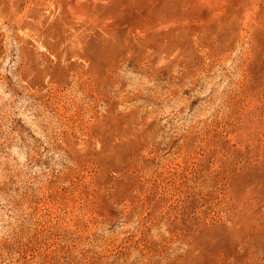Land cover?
<instances>
[{
	"label": "rangeland",
	"instance_id": "rangeland-1",
	"mask_svg": "<svg viewBox=\"0 0 264 264\" xmlns=\"http://www.w3.org/2000/svg\"><path fill=\"white\" fill-rule=\"evenodd\" d=\"M0 264H264V0H0Z\"/></svg>",
	"mask_w": 264,
	"mask_h": 264
}]
</instances>
